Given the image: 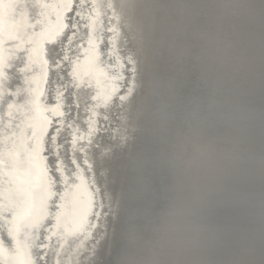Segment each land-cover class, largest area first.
Masks as SVG:
<instances>
[{
  "label": "water",
  "instance_id": "95a60500",
  "mask_svg": "<svg viewBox=\"0 0 264 264\" xmlns=\"http://www.w3.org/2000/svg\"><path fill=\"white\" fill-rule=\"evenodd\" d=\"M19 2L0 0V56L7 62L16 39L8 46L3 41L18 22ZM74 3L82 10L78 18V10L66 11L68 0H34L18 41V67L7 79L1 74L12 84L9 95L27 74L35 71L38 80L24 98L35 96L36 103L22 101L10 114L6 104L2 109L15 156L0 158L11 170L24 168L19 186L3 189L5 201L19 203L0 218L2 234L14 233L21 251L46 241L51 248L45 264H66L67 250L77 244L72 255L89 253L72 264H228L232 245L220 220V197L230 185L245 187L264 171L263 151L257 156L264 147V0H149L147 20L142 5L128 8L126 19L118 12L117 20L111 4L101 0ZM62 25L67 35L51 47L61 60L57 72V60L51 65L52 82L58 83L48 86L43 78L49 65L39 56L32 63L23 41L39 46ZM240 55L241 63H231ZM58 84L72 89L67 129V97L58 95ZM88 93L105 126L101 140L108 143L86 162L78 156L93 133ZM49 94L51 106L45 104ZM52 125L58 128L51 138L45 133ZM61 129L75 168L68 189L44 153ZM197 145L208 149L206 158H190ZM60 153L56 147L54 155ZM97 231L99 241L92 244ZM22 256L12 255L25 264ZM261 259L264 247L250 264Z\"/></svg>",
  "mask_w": 264,
  "mask_h": 264
},
{
  "label": "bare ground",
  "instance_id": "6f19581e",
  "mask_svg": "<svg viewBox=\"0 0 264 264\" xmlns=\"http://www.w3.org/2000/svg\"><path fill=\"white\" fill-rule=\"evenodd\" d=\"M82 1V0H81ZM107 4H111L112 10L115 12V15L118 20V12L120 15H122L125 19V12H127L130 9L134 10V5L135 9L137 6L142 5L143 7L141 8V13L144 16V19L149 18L151 15L150 6L149 4L146 5V3L149 0H101ZM19 4H23V9L19 8L20 14L21 12L24 13L23 19H21V15L17 16L18 22L21 24V28L18 31V34L16 33V36L18 37L15 41L12 43L8 41V43H11L10 46L11 48L7 49L9 51V65L10 67L4 68L3 66H0V96L2 95H9V91L6 90V87L12 84H6L4 79L1 77V74L5 72L7 75L12 74V72L18 67L17 66V61L19 58V52L20 48L14 47L12 45H19L18 41L20 40V35L23 32V28L31 21V16L34 13L33 10V4L34 0H20ZM77 5L80 7L79 1ZM87 6H84V8ZM1 9V7H0ZM77 11L78 9H74V11ZM82 10H78V16L81 15ZM112 14V12H109ZM69 16V14H68ZM70 17V16H69ZM68 17V18H69ZM76 17H74V22H76ZM4 14L3 11L0 13V35L2 36V33L4 32L2 30V23L4 22ZM129 20H126V22ZM147 20V19H146ZM145 21V20H144ZM109 28V26H106V29ZM25 31V30H24ZM110 32V31H109ZM112 35V31L109 33V35ZM72 45V44H71ZM233 49V48H231ZM226 51V49H224ZM69 53V52H68ZM229 55L225 58L224 62L229 60ZM243 59V55L241 56H234L231 60L232 62H240ZM57 60V66H55V72H57V69H60L59 65L61 63L60 59ZM2 63H0L1 65ZM19 65V64H18ZM57 77V75H55ZM36 73H29L26 76L25 83L22 85V93L21 95H24L23 97L25 98V94H29L32 92V90L35 89V84H36ZM58 83L57 80L53 81L52 84ZM59 85V84H58ZM57 85V86H58ZM50 86V85H48ZM60 88L57 89L58 95L64 94L67 97L66 101V110L65 112V129H67L66 124L68 123V119L70 117L71 110L73 108V97L71 96L72 89L69 87H66L65 85L62 86V84L59 85ZM11 87V86H9ZM8 87V89H9ZM49 90V87H48ZM54 90V89H52ZM48 94V93H47ZM23 100L18 101V103H21ZM84 102L88 103V110L86 111L88 115H91L88 117V120L93 121L91 127V133L92 135L86 139V143H82L80 145V150L83 149V147L86 145V147L89 146V148L85 149V153L80 152L79 153V158L82 157L86 162H88V159H86V156H91L94 154H99V151L104 149L105 144L107 141H102L101 138V132L102 128L105 129L104 127H101L99 117H98V107L97 104L90 102V96L89 93L85 94L84 97ZM55 103V101H52L51 103L48 102V98L45 101V104L47 106H51ZM3 105L5 103L3 100H0V154L5 155L7 157H12L15 156V153L13 152V143L10 144L11 142V132L9 130H5L6 124L8 123V120H4L2 115V109ZM118 105V102L115 104ZM97 110V111H96ZM70 111V112H69ZM91 113V114H90ZM84 118V116H83ZM85 120V119H82ZM52 123L57 121V118H52L51 119ZM104 123V122H103ZM97 124V125H96ZM52 132L51 135L48 137L52 138V135H54L55 130L58 128L56 125H52ZM85 129V128H84ZM66 131L61 129L57 138L55 139L56 144H53V141L51 142V138H49V142L51 144V152L50 150H47V156L46 157H51L52 162H54L55 167L59 170V173L62 176H65L64 178L66 187L67 189L71 186H74L75 184V179L73 178V175H75V168L72 165V160L69 157V153L67 152L68 150V138H66ZM81 132L84 134V130L81 129ZM85 132L87 130L85 129ZM82 134V137H83ZM90 134V132H89ZM103 135V140L105 139L104 133ZM8 141V142H7ZM108 143V142H107ZM264 144V142L262 143ZM262 146V145H261ZM56 147H59L61 150L60 156L54 155V151H56ZM67 148V150H66ZM264 147L262 146L260 149V152L257 154V156H260L261 151L264 153ZM90 152H89V150ZM106 150H104L105 152ZM79 152V151H78ZM45 153V152H44ZM193 154V153H192ZM208 154V149L204 148L201 146L197 145V148L194 149V154L191 157H198L200 155H207ZM81 155V156H80ZM108 154L105 152L104 154V159H108ZM183 158V157H181ZM187 158L189 156L187 155ZM189 158V159H190ZM206 158V156H205ZM263 160H264V155H263ZM91 162V161H90ZM103 161L102 163H104ZM6 164L5 160L3 158H0V218H4V212L5 207L7 209L10 208V206L15 207L19 203V199H11L10 201H5L3 197L1 196L4 194V190H15L17 186H19V179L22 176V171L24 168H16V170H11ZM96 162L94 163L95 166ZM79 165H81L79 163ZM261 165L264 166V162H261ZM93 166V164L91 165ZM259 170H261V167H259ZM7 175V177L5 176ZM5 176V177H4ZM63 178V177H62ZM16 184V185H15ZM242 182L237 183L234 187L231 188V185L229 189L220 197L219 201V214H220V220L222 225L225 227L226 233L228 235L230 234L231 237V245L232 249L230 250V262L228 264H250L252 260H254L255 256L258 254L260 249H263L264 247V171L260 175L259 178H257L253 183L248 184L247 186L243 187ZM22 186V185H21ZM23 186L20 187V189L23 192ZM9 193L13 196V193ZM221 225V224H220ZM221 225V226H222ZM222 226V227H223ZM220 227V226H219ZM45 235H48L47 232ZM0 236H3L0 228ZM28 237V236H27ZM100 238V233L97 231L96 233L92 234L91 236V243L94 244L96 241H99ZM30 239H33L35 241V237H32ZM29 239V240H30ZM36 247L33 249V246H23V249H26L25 251H21L20 249L16 248V252L20 255H23L22 257H27L28 254H32V259L34 261V264H45L48 260L47 257L50 256L48 251L46 250L47 248H51V245H49L46 241H42L41 239L39 241H35ZM79 244L76 245V247H70L67 250L66 258L67 262L66 264H72L73 262L75 263L76 261L80 262L83 257L87 256L89 252H84L83 254L79 255L78 258L74 255H72V252L76 249H78ZM28 249V250H27ZM21 251V253H20ZM94 251V250H91ZM25 252V253H23ZM73 252V254H74ZM12 253H9L7 251H2L0 250V263L3 260L6 264H21L20 261L16 260V257L13 259ZM21 257V256H20ZM64 262V263H65ZM260 264H264V260L261 259L259 261ZM60 264V263H59Z\"/></svg>",
  "mask_w": 264,
  "mask_h": 264
},
{
  "label": "snow or ice",
  "instance_id": "6c2138e0",
  "mask_svg": "<svg viewBox=\"0 0 264 264\" xmlns=\"http://www.w3.org/2000/svg\"><path fill=\"white\" fill-rule=\"evenodd\" d=\"M14 6H17V5H14ZM18 7L23 9V4H19ZM75 7H76V4L74 3V0H68V5L66 7V11H68V12L73 11L75 9ZM20 15H21V19H23L24 13L21 12ZM13 24H14V27H13L12 33L10 35H8L7 39H5L3 41L4 45L8 46L9 40H15L18 38L15 33L20 30L21 24L19 22H17L15 19L13 21ZM65 27H66L65 25H62L61 28L54 35L48 37L47 39H41L39 42V46H34L33 39H28V40L23 41V43L28 44V49L24 50V51L29 56V59L32 63H34L33 58L35 56H39L42 60V64L49 65L48 72H47L46 76H44V78H43V82L46 85H51V83H52V78H53L54 72L51 68V65H53L55 63L56 59H60V57L58 55H56L55 57L53 56V54L51 52V47L55 46V44L57 42L56 37H60L61 39H63L64 36L67 35V33L64 32ZM12 46L20 48L19 45H12ZM64 60H65V62H67L66 57L64 58ZM0 63H2L4 68L10 67L7 60L3 59L2 56H0ZM26 67H27V65H26ZM4 78L7 79L6 73H4ZM9 86H12V85H9ZM20 91H22V89L17 88V90L15 92L11 93L10 95L0 96V100H3V102L7 105L8 114L11 113V110L13 108H19L21 106L18 103V101H20V100H23L24 103H36L37 102V99L35 96H33L31 100L25 101L24 97L19 95ZM38 95L42 98L43 93H38ZM48 102L49 103L52 102V97L50 94L48 97ZM51 132H52V128L49 127L48 131H47V133H45V135L50 136ZM45 156H47V149H45ZM47 159L49 161H51L52 158L47 157ZM4 211L5 212L8 211L7 207H5ZM14 241H15V246L13 247L12 244ZM17 247H18V241L16 240V236L14 233L7 232L3 236H0V250L16 254L15 250ZM25 264H34L31 253H29L28 258L25 259Z\"/></svg>",
  "mask_w": 264,
  "mask_h": 264
}]
</instances>
